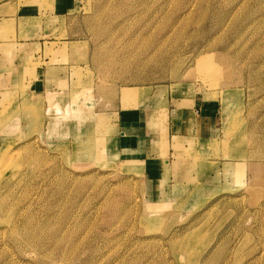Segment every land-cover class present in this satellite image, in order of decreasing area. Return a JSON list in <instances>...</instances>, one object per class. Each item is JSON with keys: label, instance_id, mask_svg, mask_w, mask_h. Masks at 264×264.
Masks as SVG:
<instances>
[{"label": "rangeland", "instance_id": "rangeland-1", "mask_svg": "<svg viewBox=\"0 0 264 264\" xmlns=\"http://www.w3.org/2000/svg\"><path fill=\"white\" fill-rule=\"evenodd\" d=\"M29 1L42 12L20 34L44 49L0 94V264H264V0H15L18 15ZM52 68L64 84L44 91ZM147 94L165 126L172 95L218 100V144L172 145L163 179L125 158L112 135Z\"/></svg>", "mask_w": 264, "mask_h": 264}, {"label": "crops", "instance_id": "crops-1", "mask_svg": "<svg viewBox=\"0 0 264 264\" xmlns=\"http://www.w3.org/2000/svg\"><path fill=\"white\" fill-rule=\"evenodd\" d=\"M15 4V0L0 1V94L3 88L11 86L19 80L32 81L31 74L29 75L27 72H32L33 68L27 67V62L31 61L32 56L37 58L41 55L42 57L41 53L44 49V41H40V37L37 36V39H33L32 36L24 39L20 34L22 32H24L23 34L28 33L25 26L32 25V22L27 24L26 20H32V17L35 16L34 11L37 10L40 13L42 8L38 6V2L29 1V3H23L20 6V10L26 12V15H18V10L16 6L14 7ZM12 24L15 33H19L21 36L19 39L14 40L10 34ZM53 67H57V65L53 64ZM49 73L54 76L42 77L36 83L37 85L40 84L44 91L52 88L54 84H64V80L55 76L57 71L53 70ZM175 97L172 95L168 99V101L175 100L177 105L170 109V113L168 112L167 119L169 122L166 123V126L160 123L154 125L156 121H159V116L162 113L160 108L163 107L164 97L147 94L138 96L136 103L130 109L121 111L120 120L117 123V128H115L118 134L112 135V144H114L116 151L130 161L133 159L142 162V165L149 163L156 167L159 166L155 172L160 179L164 178V168L170 164L168 156L175 151L172 145L178 147V151L190 148L201 153L207 148L208 143L215 142L218 144L219 140V136L212 135L213 129L217 130L218 128L216 122L220 108L218 100L206 99L197 95L185 98ZM13 120L15 121L13 127L15 130L19 123L17 118ZM173 127L177 131L175 135H172L175 137L174 140L170 141L169 128L173 129ZM110 129L105 128L103 131L109 133ZM109 145L108 142L107 146L109 147ZM100 150L102 154L106 152V145L103 141ZM203 156L204 153L200 158L202 159ZM233 174L240 180L242 171L235 166ZM181 185L183 186V183H176L175 188L180 190ZM148 189L162 191V188L154 186L148 187ZM196 191H200V189Z\"/></svg>", "mask_w": 264, "mask_h": 264}, {"label": "bare ground", "instance_id": "bare-ground-1", "mask_svg": "<svg viewBox=\"0 0 264 264\" xmlns=\"http://www.w3.org/2000/svg\"><path fill=\"white\" fill-rule=\"evenodd\" d=\"M5 154H6V152H5V150H4V151L1 152L0 156H2V158H3ZM5 158H6V157H5ZM5 158H4V159H5ZM4 159H2V160H4Z\"/></svg>", "mask_w": 264, "mask_h": 264}]
</instances>
